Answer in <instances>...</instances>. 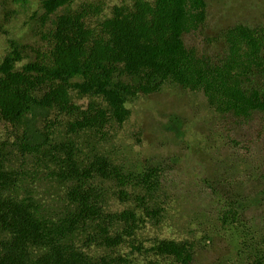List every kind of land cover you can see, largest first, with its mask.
Segmentation results:
<instances>
[{
    "label": "trees",
    "instance_id": "1",
    "mask_svg": "<svg viewBox=\"0 0 264 264\" xmlns=\"http://www.w3.org/2000/svg\"><path fill=\"white\" fill-rule=\"evenodd\" d=\"M73 3L43 2L47 18L63 11L53 24L46 61L18 69L24 56L12 43L0 64V121L23 128V157L41 156L53 179L71 184L65 214L49 217L32 191L24 190L26 179L10 166L7 145L0 144V264H122L116 251L136 235L140 218L132 210L113 213L110 200L133 198L145 214L162 215L156 201L160 165L134 174L104 155L85 164L75 142H56L47 132L52 125L40 128L54 113L74 119V134L103 132L129 120L127 104L139 95L181 87L202 93L217 114L239 123L264 115V91L247 85L255 75L264 78V30L236 25L222 35L223 54L207 57L184 40L205 27V0H138L133 7H115L98 29L91 27L88 9L72 11ZM74 93L93 99L86 110L75 104ZM164 129L184 139L180 118L171 116ZM242 214L231 207L220 220L225 226L240 223ZM86 229L98 232L91 243L106 255L95 257L91 247L78 246ZM259 234L255 244L244 242L251 264H264V233ZM152 251L168 264H193L196 248L186 241H160Z\"/></svg>",
    "mask_w": 264,
    "mask_h": 264
},
{
    "label": "rangeland",
    "instance_id": "2",
    "mask_svg": "<svg viewBox=\"0 0 264 264\" xmlns=\"http://www.w3.org/2000/svg\"><path fill=\"white\" fill-rule=\"evenodd\" d=\"M137 1L74 0L71 10L88 9L90 25L98 29L113 16L115 7H133ZM205 1V27L184 37L187 47L201 55L221 56L226 48L222 35L236 25L264 30V0ZM43 2L0 0V64L10 53L12 43L24 56L18 69L50 57L53 24L63 11L47 18ZM251 79L248 86L264 91L263 77L255 75ZM92 101L74 93L75 104L84 110ZM127 108L131 112L129 120L122 126L110 125L103 132L74 134L70 127L74 119L57 112L40 124L42 130L52 125L47 132L56 142H75L81 151L79 159L85 164L96 155H104L134 174L156 165L162 168L161 190L156 194L162 208L160 218L145 214L133 198L110 200L113 213L132 210L140 218L136 235L126 238L115 256L123 260L122 264H168L152 248L160 241H186L196 248L193 264H251L252 255L244 242L253 239L255 244L259 233H264V115H255L248 124L239 123L217 114L202 93L181 87L139 95ZM171 116L183 121V140L164 129ZM22 131V127L15 129L0 121V144L7 145L10 166L22 173L26 179L24 190L32 191L46 215H64L71 184L53 179L44 166L48 162L41 156L23 157L19 149ZM231 207L242 210V218L240 223L225 226L221 213ZM97 235V231L86 229L77 244L91 247L88 252L101 257L106 253L91 243Z\"/></svg>",
    "mask_w": 264,
    "mask_h": 264
}]
</instances>
